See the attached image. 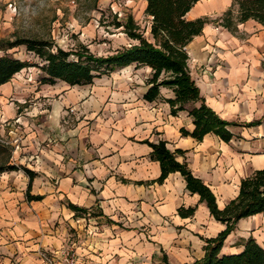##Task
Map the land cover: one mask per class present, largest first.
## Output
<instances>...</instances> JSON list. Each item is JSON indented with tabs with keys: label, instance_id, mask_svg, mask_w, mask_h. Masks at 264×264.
<instances>
[{
	"label": "crops",
	"instance_id": "crops-1",
	"mask_svg": "<svg viewBox=\"0 0 264 264\" xmlns=\"http://www.w3.org/2000/svg\"><path fill=\"white\" fill-rule=\"evenodd\" d=\"M229 2L231 0H200L186 18L193 20L215 11L220 12ZM142 7L145 12L146 0H142ZM148 19L150 39H146L152 41L151 17L148 16ZM252 23L262 31L253 37L255 41L251 44L239 43L226 29L221 33L230 38L229 43H217V51L223 61L236 65L244 59L255 60L260 49L258 47L264 49V27L254 20L239 24L236 33L246 31L251 34ZM212 33L216 31L206 24L202 34L187 46L191 76L192 67L205 65L211 57L210 52L216 49L212 41H202L205 35L209 37L208 34ZM140 70L148 74L140 78V90L127 87L124 91L127 102L124 99L121 105L111 103L106 106L108 110L115 111L110 118L112 121L107 123L103 131L89 136V146L84 144L79 161L75 160L68 167L62 160H57L55 166L48 160L29 167L20 163L37 174L32 181L30 194L41 196V200H26L29 179L24 172H4L5 179L9 181L0 183V264H27L31 261L28 252L35 250V241L45 230L40 224L47 226L48 221H54L60 213L70 217L88 214L108 219L116 226L128 224L130 220L136 221L134 224L137 225L147 224L163 242H176L177 245L168 246L169 264H190L202 258L205 239L216 237L225 229L223 223L210 215L199 196L186 189L180 173H170L162 184L155 182L161 173L160 165L151 159V148L143 141L156 143L164 140L170 151H185L184 157H178L177 160L187 162L192 174L214 193L218 208L223 209L238 195L241 178L248 177L255 170L264 169V139H252L264 135V122L242 130H236V126L230 127L234 137L229 142H223L213 134H207L200 142L182 136L181 128L193 130L187 110L178 112L176 116L170 114L165 99L172 98L173 92L165 87L160 88L159 99L145 101L143 95L148 89L147 79L151 69L145 66ZM247 79L250 78L245 76L240 81L238 77L220 74L212 79L206 78L202 86L194 80L205 103L220 118L227 120L221 114L225 102L217 100L214 95H225L229 89L226 84L246 82ZM189 107L190 104L186 109ZM241 111L244 109L232 108L227 113L237 115ZM247 137L252 140L245 141ZM64 199L67 200L66 204L62 203ZM69 204L86 212H76ZM181 206H196V211L193 216L182 218L177 213ZM249 238L264 247V214L240 219L225 239L220 253H240L243 243ZM171 247L173 249L169 250ZM18 257L19 260L13 263L12 260Z\"/></svg>",
	"mask_w": 264,
	"mask_h": 264
},
{
	"label": "rangeland",
	"instance_id": "rangeland-1",
	"mask_svg": "<svg viewBox=\"0 0 264 264\" xmlns=\"http://www.w3.org/2000/svg\"><path fill=\"white\" fill-rule=\"evenodd\" d=\"M233 1L220 12L202 16L216 31L209 37L205 35L202 41H212L216 49L210 52L205 65L192 67V76L201 86L206 78L220 74L238 77L240 81L245 76L250 78L226 84L229 89L225 95H214L225 102L221 108L223 117L241 124L236 130H242L258 126H243L247 123L264 122V49L258 47L255 60L244 59L236 65L219 56L217 43H229V35L239 43L251 44L262 31L252 23L251 34H221L225 28L220 25V18L228 9L236 14ZM148 27L142 0H0V55L28 63L10 82L0 86V144L10 150L12 163L29 167L48 160L55 166L57 160H62L65 167L72 166L82 157L84 144L89 146V136L103 131L112 121L115 111L106 106L121 105L124 99L127 102L126 88L140 90V78L148 74L140 70L145 66L131 64L96 78L91 85L70 86L63 81L42 84V60L25 45L6 49L7 44L21 39L45 41L52 49L87 50L95 57H106L138 44L129 30L150 39ZM232 108L244 111L230 115L227 112ZM252 139H264V135ZM7 181L1 174L0 183ZM135 222L116 226L108 219L88 214L70 217L60 213L57 219L48 221L49 229L40 224L45 230L35 241V250L28 252L31 261L27 258V264H45L42 253L63 251L74 253L79 264H169L168 246L177 245L176 242L165 243L151 226ZM18 260L19 257L12 261Z\"/></svg>",
	"mask_w": 264,
	"mask_h": 264
},
{
	"label": "trees",
	"instance_id": "trees-1",
	"mask_svg": "<svg viewBox=\"0 0 264 264\" xmlns=\"http://www.w3.org/2000/svg\"><path fill=\"white\" fill-rule=\"evenodd\" d=\"M198 1L200 0H146L145 14L151 17L152 41L129 30L130 37L137 39L138 44L121 48L111 56L95 57L87 50L66 51L59 47L52 49L48 42L26 39L9 43L6 49L25 45L28 51L39 57L43 62L40 66L44 74L40 79L42 84L53 85L57 81H63L70 86H84L92 84L102 75L131 64L136 67H149L151 74L147 79L148 89L143 99L147 102L156 101L160 98L161 87L170 89L173 97L165 99L170 107V114L176 116L178 112L187 110L192 119L193 130L181 128L182 136H189L200 142L207 134H213L221 141L229 142L234 137L229 128L241 124L220 118L205 103L188 68L187 46L202 34L208 23L205 17L193 20L186 18L187 13ZM233 3L236 5L235 16L231 9H228L220 18L221 26L231 33H236L237 26L248 20H254L264 27V0H234ZM27 66L25 61L0 55V86L10 82ZM188 104L190 107L186 109ZM260 123L261 120H257L243 126L251 127ZM143 143L151 148V159L160 165L161 173L155 182L162 184L170 173H180L186 183V189L191 194H197L200 202L206 204L210 215L225 225V229L216 237L205 239L204 256L190 264H264V247L252 238L243 243L240 253H220L225 239L240 219L264 214V169L255 170L248 177L241 179L238 195L220 209L211 189L192 174L186 161L177 160L178 157H184L185 151H170L164 140L156 143L145 140ZM9 171H22L27 175V201L42 199L41 196L30 194L32 181L37 174L24 166L13 164L10 150L0 144V175ZM69 207L76 212H86L74 205L69 204ZM195 211L196 206H181L177 213L182 218H188L193 216Z\"/></svg>",
	"mask_w": 264,
	"mask_h": 264
},
{
	"label": "built area",
	"instance_id": "built-area-1",
	"mask_svg": "<svg viewBox=\"0 0 264 264\" xmlns=\"http://www.w3.org/2000/svg\"><path fill=\"white\" fill-rule=\"evenodd\" d=\"M41 258L45 264H79L76 255L69 251L52 252L51 255L42 253Z\"/></svg>",
	"mask_w": 264,
	"mask_h": 264
}]
</instances>
